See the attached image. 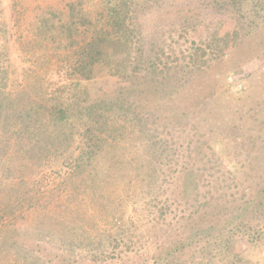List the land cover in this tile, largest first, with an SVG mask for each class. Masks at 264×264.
Segmentation results:
<instances>
[{"label": "trees", "instance_id": "16d2710c", "mask_svg": "<svg viewBox=\"0 0 264 264\" xmlns=\"http://www.w3.org/2000/svg\"><path fill=\"white\" fill-rule=\"evenodd\" d=\"M172 15L197 21L211 35L221 18H230L228 37L235 41L216 62L202 65L205 48L183 46ZM29 26L33 39L23 44V62L46 66L54 59L59 72L72 55L77 70L48 83L32 71L31 83L12 89L13 45L0 28V264L107 261L112 251L130 249L140 255L145 246H133L132 239L155 210L171 211L170 205L158 207L165 185L180 206L189 205L203 174L198 162L234 167V173L240 168L224 136L205 153L207 136L182 135L191 124L199 131L202 108L217 96L222 77L263 47L264 0H65L62 8L41 9ZM221 62L230 65L227 75L212 71ZM139 65L147 67L149 83L133 81ZM226 99L225 114L238 98L231 93ZM152 119L164 122L171 140L149 128ZM256 159L264 163V153ZM55 166L58 180L43 188L46 169ZM82 196L96 213L64 205ZM49 197L52 204L42 207ZM227 201L223 209L216 204L217 215L184 218L183 230L156 246L150 261L264 264V184ZM24 212L31 213L28 223L11 224ZM98 220L112 228H101ZM41 242L68 254L42 259ZM129 260L116 264H138Z\"/></svg>", "mask_w": 264, "mask_h": 264}, {"label": "rangeland", "instance_id": "374dc122", "mask_svg": "<svg viewBox=\"0 0 264 264\" xmlns=\"http://www.w3.org/2000/svg\"><path fill=\"white\" fill-rule=\"evenodd\" d=\"M64 5L65 0H0V28L8 30L13 45L12 51L15 63L12 66V70L14 73L11 74V79L9 81L12 89L18 90L20 85L31 83V79H33V74H31L32 71L39 73L38 76L45 78V80H41V83H48L49 81L55 82L58 80H65L73 74L72 71L77 70L74 66L75 61L72 55L65 58L62 61L63 63L61 62L62 66L60 68L63 69L59 72L54 71V69H59L60 63L57 60L52 59L51 63L46 66H36L33 63L23 62L25 60L24 56H19L23 53L22 50L25 41L33 39V32L29 30V25L40 10L48 6H51L53 9H59ZM173 16L174 15L171 17L172 20H175L180 26V33L178 32L175 38L185 47L195 42L196 44L195 49L193 46V52L199 46L205 48L204 51L208 57H203V52H200V64L202 65H204L203 60L209 61L210 59H214L215 61V59L221 57L224 52L231 49L233 44L232 41H235L232 40V36L228 37V34L232 35L234 31L230 23L232 22L230 18H221L218 31L211 35L213 31H210V28L206 26L199 28L197 21L185 17L179 19L180 16L174 18ZM263 34L262 40L264 42ZM158 44L165 48L168 53L167 47L160 43ZM43 50L46 51L45 49ZM229 67L230 65L228 63L224 64L221 62L220 67L218 63H215L212 71L217 73L222 71L227 75L226 72L230 70ZM146 69L147 67L144 65L136 66L132 70L131 76L133 77V81L138 83H149L153 78L150 77L151 75L147 73L148 71ZM26 71L29 74L28 77L24 75L27 73ZM221 87L222 94H220ZM215 91L217 96L213 99L210 97V100H208L202 108L199 119L200 123L198 124L199 131L191 124L186 129L187 134L185 133L182 136L188 138V135L193 136L197 132L207 136L205 139L207 142L206 149L204 150L205 153H210L207 148L210 146L212 148L214 147L215 144H213V142L215 138L224 136V138H227L226 148H229V153L232 157L236 158V162L240 165V168L234 173V167L226 166L224 168L215 162L212 164L198 162L197 166L203 168V174L199 179L200 188L198 190V195H192L193 198L189 205L182 202V206H180V204L177 203L179 202L178 198L171 195L169 186L165 185L164 193L158 201V207H167V205H170L172 206L170 208L171 211L168 210V212L165 213L166 215H164V213H162L163 211H160V209L155 210L157 213L149 217L151 222L146 224L145 227H142L137 233V236L132 239L133 246H145L142 251H140V255H135L134 253L136 252L131 251V249L127 254L121 255L112 251L111 256H114V259L103 261L102 257H97V260L94 262H81L78 260L76 262L77 264H116L123 259L125 262L130 259L138 264H153L152 261H150L151 253L154 252L156 246L171 242L176 233H178L179 230H183V227L186 225L184 218L193 216L197 219L199 215L205 212L217 215V210L215 209L217 203L221 204L219 208L223 209L225 203L231 205V203L227 201L231 199V196L239 198L243 191L248 189L249 186L264 184V163L258 162V159L254 160L258 152L264 153V44L261 49H255L251 54V58L237 67L234 74L228 75L226 79L222 77ZM231 93L238 99L229 106L230 110H227L225 114V107L228 105L225 101L227 100L226 96ZM239 119L240 122L238 121ZM163 123L164 122L159 121V123L155 124V120L152 119L149 122V128L157 129L160 138L171 140V134L173 133L168 128H164ZM215 148L218 147L215 146ZM52 169H57V166L46 169L49 178L41 180V186L43 188L44 186L47 187L49 183H51V185L55 184L58 180L55 176V171ZM54 176L55 179L52 178ZM166 190H168L167 193ZM49 203L52 204L50 197L44 201L41 206L44 207L45 204L48 205ZM66 203L64 205L71 204L73 208H77L92 215L96 213L97 210V207L93 208L88 199L83 196L67 201ZM184 209L185 212L183 213ZM41 210L43 209L41 208ZM100 214H104V212L101 211ZM30 217V212H24L13 219L11 224L15 226H24L25 223L30 221ZM98 225L101 228H112L106 220L104 222L98 220ZM112 230V232L115 231V229ZM140 232L143 233L141 234ZM33 244L34 243H31V247ZM110 248L117 250V246L115 245L114 247L110 246ZM36 249L37 251L40 250L42 259L47 257L52 258L55 255L57 256V254H68L58 250V246L52 248L49 245H45L43 242L39 243ZM67 257L69 258V256ZM71 260L72 259L69 258V263L67 264H76Z\"/></svg>", "mask_w": 264, "mask_h": 264}]
</instances>
